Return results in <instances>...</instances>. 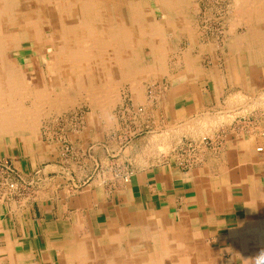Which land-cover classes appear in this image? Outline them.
<instances>
[{"label": "crops", "instance_id": "0c3cea01", "mask_svg": "<svg viewBox=\"0 0 264 264\" xmlns=\"http://www.w3.org/2000/svg\"><path fill=\"white\" fill-rule=\"evenodd\" d=\"M188 50L194 63L182 58L170 69L174 76L163 78L164 116L203 122L220 113L236 114L220 142L228 169L216 175L168 161L137 170L129 181L115 172L109 183L106 140L92 145L79 139L67 159L54 152L51 160L42 159V147L35 155L37 166L31 155L19 153L11 160L20 171V190L0 203V264H71L76 253H105L110 243L128 240L124 237L150 225L180 231L190 226L213 242L221 264H253L233 242L252 235L264 243V43L234 42L219 49L199 42ZM47 161L51 165H43ZM65 177L84 191L78 205L59 204V195L50 188ZM29 185L32 194L26 191ZM189 216L194 221L189 223Z\"/></svg>", "mask_w": 264, "mask_h": 264}, {"label": "bare ground", "instance_id": "6f19581e", "mask_svg": "<svg viewBox=\"0 0 264 264\" xmlns=\"http://www.w3.org/2000/svg\"><path fill=\"white\" fill-rule=\"evenodd\" d=\"M154 1L162 12L161 19L152 8L151 0H0V135L35 130L43 112L67 107L73 96L82 91L94 95L99 99V107L106 108L115 86L105 78L114 80L124 75L135 79L142 74L144 70L139 68L140 56L136 51L144 44L153 50L157 62H163L165 56L159 51L167 28L178 33L194 31L188 11L192 0ZM239 1L241 8L245 0ZM236 4L240 5L237 0ZM243 5L240 13L246 15L244 10L251 4ZM249 26L250 36L255 40L251 42L264 43V35L258 41V37L253 36L258 30H254L251 23ZM239 41L241 39L237 38L236 42ZM25 48L32 50L34 56L26 58ZM20 51L23 53L16 54ZM186 58L194 63L192 58L187 55ZM260 149L262 147H257ZM155 213L159 214L158 210ZM187 219L194 221L191 216ZM137 230L139 232L130 235L128 240L110 243L105 253H76L71 264H163L165 256H169L173 264H221L220 252L190 226L186 231L175 227L160 229L156 225ZM233 247L239 253H248L249 262L253 264H257L255 257L259 254L264 256V243L254 240L252 235L239 237Z\"/></svg>", "mask_w": 264, "mask_h": 264}, {"label": "rangeland", "instance_id": "374dc122", "mask_svg": "<svg viewBox=\"0 0 264 264\" xmlns=\"http://www.w3.org/2000/svg\"><path fill=\"white\" fill-rule=\"evenodd\" d=\"M238 1L237 3L240 4L241 1ZM259 1L261 2L259 3ZM250 2L246 0L242 2L243 8L245 7L243 4L248 3L252 7H249L250 10L245 8L246 15L242 13V16L240 11L242 12L243 8H240L241 4L235 5L236 0H192L188 11L192 17L194 31L191 33L188 30H181L178 33L167 28L159 51L161 55L165 56L163 62H157L153 50L144 44L137 51L135 50L140 56L137 63L139 62V68L143 67L142 74L135 79L124 75L116 77L114 80L111 77L105 78L107 82L110 81V84L115 86L111 97H109L111 103L106 108L99 107V99L94 98V95L82 91L79 95L73 96L72 102L67 107L62 106L60 109L43 112L40 124L35 130L24 129L8 135H0V159H12L19 153H26L31 155L34 160L38 149L41 150L42 147L45 153V156L41 155L42 159L51 160L53 152L56 153V156L60 154L67 159V155L72 152V145H78L79 139L90 141L92 145L106 140L107 161L105 157L103 160L107 163L106 169L110 171L108 173L109 183L113 180L112 174L114 175L115 172L121 174L125 179L127 175L131 176L137 170L168 161H177L179 157L188 160V162H196L195 158L200 157L198 163L190 168L192 170L198 168L205 172H214L216 175L226 171L227 165H229L228 158L222 150L220 142H222L226 126L236 114L220 113L213 119L207 118L203 122H197L195 119L184 122L177 121V119L170 121L163 113L164 110L165 114L167 113V107H163L161 104L165 88L163 78L173 77L170 69L175 67L176 63L179 64L183 55L184 58L186 57L188 49L195 48L199 42H209L212 46L220 49L224 43H231L232 46L237 38L241 39L239 42L244 41V43L255 41L250 36L252 32L248 31L250 23L254 30H258L257 34L255 33L253 36L258 37L259 41L260 37L264 35V29H262L264 28V18L259 19V17H264V0ZM151 3L152 8L158 11V19H161L160 8L154 0H151ZM254 6L258 9L253 8ZM248 10L252 12L249 13ZM251 13L254 16L250 17ZM248 15L249 17H246ZM244 19L249 20L247 24L244 23ZM257 23L261 26L257 27ZM227 31L230 32L227 33ZM260 31L263 32L259 34ZM20 53L23 51L16 54ZM24 53L27 54L26 58L34 56L33 51L27 48ZM191 57L192 60L195 59L194 56ZM50 74L49 78H51ZM24 131L27 133L25 132V134ZM204 136L210 138L208 145L203 144L198 152L182 153L181 149H185L186 139L200 143ZM95 148L98 151L99 145ZM37 162L34 160V165L37 166ZM51 163V161H47L43 165H51ZM235 164V166H240L237 168H242L244 165L242 162ZM92 167L94 168V166ZM129 179L130 177L128 181ZM21 180L22 178L18 181ZM56 183L57 186L50 184V188L59 195V204L66 207L69 203L78 205L82 202L84 191L73 185V178L65 177L60 181L56 180ZM30 187L29 185L31 190L26 191L32 194L33 189ZM86 194L88 197H99L98 194L95 195L92 192L91 194L86 192ZM0 203H4V200H0ZM157 227L172 229L169 226ZM124 238L129 239L127 236ZM206 243L213 244L210 240H207ZM163 264L173 263L169 256H165Z\"/></svg>", "mask_w": 264, "mask_h": 264}, {"label": "built area", "instance_id": "2783aa9c", "mask_svg": "<svg viewBox=\"0 0 264 264\" xmlns=\"http://www.w3.org/2000/svg\"><path fill=\"white\" fill-rule=\"evenodd\" d=\"M210 138L208 136H204L200 143L195 140L186 139L185 149H181L182 153H192L198 152L203 146V144L208 145L210 142ZM261 150V149H260ZM179 155H182L179 153ZM200 157L195 158L196 162H192L188 160L181 159L180 157L177 159V163H179L184 169H190L193 165L198 163ZM130 175L125 177V180L128 181ZM21 178L20 171L16 168L11 159H0V199L10 198L11 196L16 195V192L19 191V179Z\"/></svg>", "mask_w": 264, "mask_h": 264}, {"label": "clouds", "instance_id": "9594fccd", "mask_svg": "<svg viewBox=\"0 0 264 264\" xmlns=\"http://www.w3.org/2000/svg\"><path fill=\"white\" fill-rule=\"evenodd\" d=\"M257 264H264V256H262L260 260L257 261Z\"/></svg>", "mask_w": 264, "mask_h": 264}]
</instances>
